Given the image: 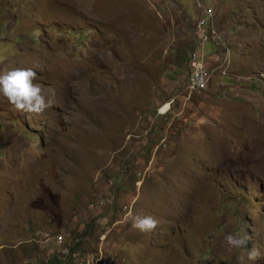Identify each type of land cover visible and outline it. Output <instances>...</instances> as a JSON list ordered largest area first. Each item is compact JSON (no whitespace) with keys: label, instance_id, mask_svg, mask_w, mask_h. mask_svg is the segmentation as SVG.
I'll return each instance as SVG.
<instances>
[{"label":"rangeland","instance_id":"rangeland-1","mask_svg":"<svg viewBox=\"0 0 264 264\" xmlns=\"http://www.w3.org/2000/svg\"><path fill=\"white\" fill-rule=\"evenodd\" d=\"M207 7L224 49L197 46ZM196 46L213 70L190 92ZM33 65L56 105L0 95V264H264V157L243 154L264 147V0H0V73Z\"/></svg>","mask_w":264,"mask_h":264},{"label":"clouds","instance_id":"clouds-1","mask_svg":"<svg viewBox=\"0 0 264 264\" xmlns=\"http://www.w3.org/2000/svg\"><path fill=\"white\" fill-rule=\"evenodd\" d=\"M214 25L217 29V33L221 36V40H224L225 45L215 46L214 43L210 41V39H198L197 46H203L204 42H209L213 47L220 49L226 48L227 42L216 27L215 21ZM197 46L194 50L203 55L202 52L198 51ZM189 55L187 58V67ZM207 58L204 57L206 63ZM209 67L212 68L211 66ZM38 71H42L40 66L33 65L31 67H15L0 73V95H2L7 100V102L13 107L15 111L22 114L39 117L42 116L47 109L56 105L54 93L52 95L45 93L44 87L37 81ZM129 215L132 220V227L142 233H150L158 227L159 222L152 215L141 216L132 215L131 213ZM251 238L252 237L248 234L242 235L239 232L234 234L228 233L224 237L229 251L232 249L245 248L246 243ZM64 254H68V249H64ZM262 256H264V252H261L259 248L253 247L251 251L247 252L246 259L250 262L255 261L257 258ZM238 264H245L244 256L238 257Z\"/></svg>","mask_w":264,"mask_h":264},{"label":"built area","instance_id":"built-area-1","mask_svg":"<svg viewBox=\"0 0 264 264\" xmlns=\"http://www.w3.org/2000/svg\"><path fill=\"white\" fill-rule=\"evenodd\" d=\"M198 6H200L198 4ZM214 12L210 7L203 10L202 15L195 21L197 30H201L202 35H199L200 39H210L211 42L217 45H225L224 40H221V36L217 33V29L214 25ZM220 39V40H219ZM212 68H210L203 55L196 50L192 51L188 59V74H187V86L189 83V91L205 89L208 83L211 81ZM59 240L61 236H58Z\"/></svg>","mask_w":264,"mask_h":264},{"label":"bare ground","instance_id":"bare-ground-1","mask_svg":"<svg viewBox=\"0 0 264 264\" xmlns=\"http://www.w3.org/2000/svg\"><path fill=\"white\" fill-rule=\"evenodd\" d=\"M247 128V127H246ZM249 131V130H248ZM256 131V130H255ZM246 133V132H245ZM260 138L261 139H263L264 140V133L260 136ZM247 141H248V143L252 146V147H254L255 149L259 146L260 148H261V145H263L264 146V144H259L258 143V145L255 147V146H253L252 145V140H251V135H250V133L247 135ZM258 147V148H259ZM221 152H224V150H220ZM243 154H245V155H250V156H260V158H263L264 157V147H263V149L262 150H259L258 152H256V150L254 151V152H252V153H246V152H244ZM240 168H241V166H240ZM233 169H237V168H233Z\"/></svg>","mask_w":264,"mask_h":264},{"label":"trees","instance_id":"trees-1","mask_svg":"<svg viewBox=\"0 0 264 264\" xmlns=\"http://www.w3.org/2000/svg\"><path fill=\"white\" fill-rule=\"evenodd\" d=\"M42 264H64L61 260L56 256H51L47 261L42 262Z\"/></svg>","mask_w":264,"mask_h":264}]
</instances>
